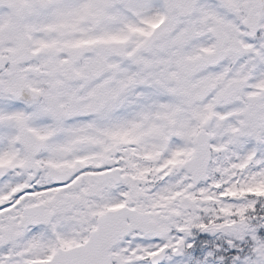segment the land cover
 <instances>
[{
	"label": "snow or ice",
	"instance_id": "snow-or-ice-1",
	"mask_svg": "<svg viewBox=\"0 0 264 264\" xmlns=\"http://www.w3.org/2000/svg\"><path fill=\"white\" fill-rule=\"evenodd\" d=\"M0 264H264V0H0Z\"/></svg>",
	"mask_w": 264,
	"mask_h": 264
}]
</instances>
